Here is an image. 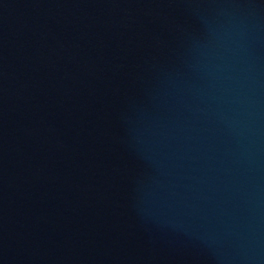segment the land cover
Segmentation results:
<instances>
[{
	"label": "water",
	"instance_id": "obj_1",
	"mask_svg": "<svg viewBox=\"0 0 264 264\" xmlns=\"http://www.w3.org/2000/svg\"><path fill=\"white\" fill-rule=\"evenodd\" d=\"M0 264H264V0H0Z\"/></svg>",
	"mask_w": 264,
	"mask_h": 264
}]
</instances>
